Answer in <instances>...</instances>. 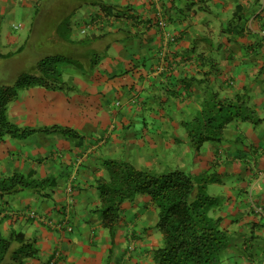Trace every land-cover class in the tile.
Wrapping results in <instances>:
<instances>
[{
	"label": "crops",
	"instance_id": "1",
	"mask_svg": "<svg viewBox=\"0 0 264 264\" xmlns=\"http://www.w3.org/2000/svg\"><path fill=\"white\" fill-rule=\"evenodd\" d=\"M53 55L78 61L63 69L74 90H21L8 117L78 135L0 142V179L55 177L49 198L0 197L2 233L36 241L24 264H157L163 235L150 196L122 205L114 234L96 213L110 160L208 177L222 199L212 214L230 235L225 264H264V0H0V87ZM209 92L248 95L262 120L236 119L197 150L185 124Z\"/></svg>",
	"mask_w": 264,
	"mask_h": 264
},
{
	"label": "trees",
	"instance_id": "2",
	"mask_svg": "<svg viewBox=\"0 0 264 264\" xmlns=\"http://www.w3.org/2000/svg\"><path fill=\"white\" fill-rule=\"evenodd\" d=\"M98 60L94 58L93 66ZM65 63L78 65V61L69 57L48 56L39 62L38 74L21 75L12 85L0 87V142L7 138L25 139L37 132L78 135L60 126H20L7 114L8 106L21 90L41 86L65 93L73 91L64 79ZM249 105L248 95L223 99L218 93L209 92L200 113L185 124L195 148L199 150L209 141H221L225 128L236 119L260 123L262 119ZM106 168L108 178L98 184L101 203L96 213L111 234L120 221L122 205L139 194L148 195L159 211L156 228L163 235L162 245L155 252L157 264H225L230 235L222 228L221 219L212 214L222 199L208 192V177L181 170L157 173L120 160L106 162ZM54 186L55 177L41 179L15 173L0 179V197L31 191L49 198ZM38 253L36 241L24 233L12 231L4 236L0 232V264H24Z\"/></svg>",
	"mask_w": 264,
	"mask_h": 264
},
{
	"label": "built area",
	"instance_id": "3",
	"mask_svg": "<svg viewBox=\"0 0 264 264\" xmlns=\"http://www.w3.org/2000/svg\"><path fill=\"white\" fill-rule=\"evenodd\" d=\"M99 25V24H98ZM96 26V24H91V25H89V26H87V28H85L84 29V31L83 32H86L87 31V29H89L90 27H95ZM162 26H165L166 27V23L165 22H162ZM168 37H169V39H171L172 41H174L175 40V38L173 37V35L172 34H168ZM258 211H260V212H263L262 211V209H257ZM35 217V216H34ZM43 220H45V218L43 219ZM56 227H59V228H63V224H58V225H55ZM69 228V227H68ZM69 230H72V228H69Z\"/></svg>",
	"mask_w": 264,
	"mask_h": 264
},
{
	"label": "rangeland",
	"instance_id": "4",
	"mask_svg": "<svg viewBox=\"0 0 264 264\" xmlns=\"http://www.w3.org/2000/svg\"><path fill=\"white\" fill-rule=\"evenodd\" d=\"M30 55H32V57H33V55H37V54H35L33 51L31 52H28ZM32 57H30L29 56V58L31 59ZM70 65H72V64H68V63H65V65H64V67H63V69H68V67L70 66ZM72 67V66H71ZM70 68V67H69ZM72 68H74V69H76V67L73 65V67ZM33 74H38L37 72L36 73H33ZM65 79V78H64ZM8 112V111H7ZM8 114V113H7ZM11 176V175H10ZM8 177V176H7ZM9 196H11V195H9ZM0 232H1V234H3L4 236H8V235H6V234H4V233H2V232H4V231H1L0 230Z\"/></svg>",
	"mask_w": 264,
	"mask_h": 264
}]
</instances>
